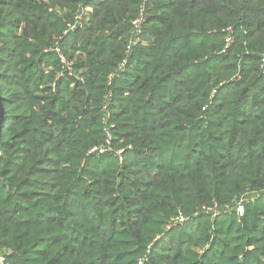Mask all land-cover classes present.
<instances>
[{"label":"trees","instance_id":"1","mask_svg":"<svg viewBox=\"0 0 264 264\" xmlns=\"http://www.w3.org/2000/svg\"><path fill=\"white\" fill-rule=\"evenodd\" d=\"M0 93L11 264H264V0H0Z\"/></svg>","mask_w":264,"mask_h":264},{"label":"built area","instance_id":"2","mask_svg":"<svg viewBox=\"0 0 264 264\" xmlns=\"http://www.w3.org/2000/svg\"><path fill=\"white\" fill-rule=\"evenodd\" d=\"M77 19L79 20V24L81 25L82 24V20H81L82 16L78 15ZM144 23H145V18L143 16V13H141V15L139 17H137L135 20H133V22H132V24H133L132 35L130 36L129 44L126 48L127 54L131 51L132 46L134 44H137L140 41L141 34L144 32ZM72 27H74V25H72ZM228 41H230V39H228ZM57 51L60 54V58H61L62 63L69 66V68L71 70V63L66 59V57L64 55H62L60 53L59 48H57ZM125 63H126V59L123 60L120 68H123ZM246 200H247L246 197H241V199L237 203V206L235 207V209H236L235 211H236L237 215L241 216L244 213ZM207 209L214 211V212L216 211V209L213 207H210ZM0 264H11L7 260L6 253L2 252L1 248H0Z\"/></svg>","mask_w":264,"mask_h":264},{"label":"water","instance_id":"3","mask_svg":"<svg viewBox=\"0 0 264 264\" xmlns=\"http://www.w3.org/2000/svg\"><path fill=\"white\" fill-rule=\"evenodd\" d=\"M5 106H4V102H3V97L0 93V139L2 138V130H3V124H4V120H5Z\"/></svg>","mask_w":264,"mask_h":264}]
</instances>
